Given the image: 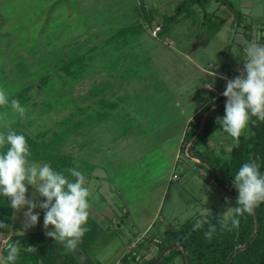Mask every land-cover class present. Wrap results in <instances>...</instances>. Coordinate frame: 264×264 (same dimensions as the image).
I'll list each match as a JSON object with an SVG mask.
<instances>
[{"label": "rangeland", "instance_id": "374dc122", "mask_svg": "<svg viewBox=\"0 0 264 264\" xmlns=\"http://www.w3.org/2000/svg\"><path fill=\"white\" fill-rule=\"evenodd\" d=\"M162 1L165 0H0V89L10 98L18 99L26 109L21 117L10 104L0 106V123L7 122L12 129H23L51 148L70 153L76 166L83 170L85 185L91 193L89 213L100 228L93 250L79 251L83 264H140L142 259L154 254L168 231L194 214L209 211L211 216L221 217L232 207L227 197H222L198 175L196 169L200 166L186 150L179 149V156L173 160L174 147L178 146L189 120L207 110L204 107L188 118L168 95H172L170 87H182L187 78L179 79L181 71L188 68L184 65L189 64L182 50L198 61L203 59L217 65L222 59L219 50L222 47L228 50L233 39L239 43L234 41L232 46L243 51L252 41L242 34L244 24L233 23V19L237 20L234 14L226 19L218 33L201 44L205 33L201 29L197 36L198 20L202 19V11L210 14L214 10L216 1L212 0L210 6L213 7L208 8L202 7L204 2H200L189 18H182L183 12L179 15L176 12L175 7L182 0ZM250 1V6L244 7L239 0H231L236 9L244 11L242 23L248 24L246 27L251 30L255 43L264 44V29L252 23L264 18V0ZM54 5L51 21L45 23L46 19L42 23L38 12L43 16L47 7ZM164 12H176L178 18L160 37H155ZM146 16L151 17V22L146 21ZM127 24L134 30L115 32ZM156 66L161 69L160 79L155 78L158 75L152 70ZM143 67L148 69L143 70ZM197 69L192 67V75ZM162 76L170 79L164 81ZM196 80L200 85L190 88L191 92L202 91L205 98L211 97L199 73ZM141 97H145L147 104L135 103L134 99ZM112 102H115L113 111L122 105L128 114L112 121L108 118L110 125L129 124L134 119L132 114L142 108L149 112L151 120L146 121L150 125L143 132L128 129L123 135H114L112 129L111 142L107 138L110 150L106 153L105 143L99 140L109 128L104 127L105 119L97 118L110 114L107 109L110 110ZM102 109L104 113L100 112ZM6 130L0 127V131ZM217 151L219 148L214 150ZM185 161L189 162V167ZM29 162L48 163L46 160ZM93 162L110 166L101 178L102 185L98 184V178H89L88 165ZM173 173L179 177H173ZM27 187L28 198L37 202L45 199L35 193L32 186ZM101 187L108 196L99 192ZM110 192L113 203L109 199ZM122 204L128 207V216ZM96 206L108 208L94 211L95 215L92 209ZM26 210L27 206L20 212L12 210L14 233L45 230L44 210L39 207L33 210L39 213L37 224L23 229V211ZM154 212L156 215L152 217ZM48 229L53 226L49 225ZM106 229L108 235H105ZM132 247L142 257L124 262L123 257ZM168 264H182L181 255L173 257Z\"/></svg>", "mask_w": 264, "mask_h": 264}, {"label": "clouds", "instance_id": "9594fccd", "mask_svg": "<svg viewBox=\"0 0 264 264\" xmlns=\"http://www.w3.org/2000/svg\"><path fill=\"white\" fill-rule=\"evenodd\" d=\"M221 78L226 80L222 95L227 99L225 114L222 119L217 117V123L238 147L239 138L249 122L254 125L256 121H264V44L250 43L245 49L240 75L233 79ZM206 87L213 90L212 83ZM9 104L15 113L24 117L26 109L19 100L10 98L0 89V106ZM0 127L7 129L0 131V195L9 199L11 208L16 212L27 206V210L23 211V229L37 224L39 213L34 209L39 207L44 210L45 235L62 243L66 250H74L89 230L85 225L89 217L91 193L85 186V176L77 168L57 171L47 162L30 163L28 157L31 153L25 136L13 130L7 122L0 123ZM223 159L229 161L230 156ZM65 172L74 180H70ZM28 185L45 199L37 202L34 198H28ZM233 185L238 193L236 206L229 207L226 214L222 213L220 217V227L226 230H231L229 222L232 228L238 227V217L251 214L256 206L264 202V173L260 171L259 157H249L247 162L241 164L234 175ZM209 216L211 212L202 211L192 224L193 231L204 229L207 225L203 233L207 241H211L216 231V226L207 219ZM49 225L53 226V230H47ZM6 227L7 224L0 221V228ZM4 243L5 247L0 249V253H3L0 254V264H16L21 250L20 242H13L9 238ZM24 249L35 251L32 246Z\"/></svg>", "mask_w": 264, "mask_h": 264}, {"label": "trees", "instance_id": "16d2710c", "mask_svg": "<svg viewBox=\"0 0 264 264\" xmlns=\"http://www.w3.org/2000/svg\"><path fill=\"white\" fill-rule=\"evenodd\" d=\"M195 2L200 3L202 0H182L175 7L176 12L179 15L185 10H187V12L192 11L190 6ZM226 4L229 5L227 0ZM47 9L49 11L47 10L46 13L43 12L45 13L43 16L40 12H38L42 17V23L45 22L46 19L47 21L45 23H49L51 21L50 16L55 13V5L50 7V9L47 7ZM176 12H164L161 15L162 21L158 23V34L162 35V33L168 29L171 22L178 18L176 16ZM206 14L207 13L203 14V20L201 22L202 27L205 26L204 23L206 21H210L208 18L210 15ZM235 14L237 18L241 19L239 12H236ZM43 18H45L44 21ZM145 19L146 21L151 22V17L146 16ZM138 21L141 23L140 20ZM222 21L223 18L209 25L210 30L207 32L208 37H211L216 32ZM133 23H136V21ZM243 24L244 26L248 25L245 22ZM259 27L264 29V23H261ZM131 28V24H127L120 27L115 32L119 34L127 33L131 30ZM226 99L227 98L224 96L212 97L209 99L204 109L207 111L212 107L213 109L205 118L202 128V119L205 116V113L198 112L197 115L189 120L181 140L180 150L184 152L191 138L199 129H201L198 137L192 144V152L203 156L216 170L222 172L233 181L234 175L242 163L247 162L249 157L253 159L259 157L260 171L264 173V121H256L254 125L249 122L247 131L242 132L239 138V146L236 147L233 139L226 132H224L221 125L217 123V117L222 119L225 114L224 106ZM110 104H112V106L110 105V110H107L111 113L113 109H115V102ZM100 112L104 113L105 111L102 109ZM104 118L101 116L97 119L101 120ZM252 119L254 120L255 117ZM13 130L25 136L31 153L28 160H46L50 166L57 171H63L68 168H77V170L83 172L80 167L76 166L73 156L70 153L57 151L51 148L47 144L37 140L36 137L32 136L23 129ZM216 130L227 134L229 139L233 141L229 148L221 147L219 155L214 152L212 147H207L206 149L202 147L203 144L208 145V137ZM225 156H230V160H224L223 157ZM194 162L205 170L206 174L211 177L212 182L227 192L232 206L235 207L238 195L236 188L229 184L224 177L211 172L205 163L196 160ZM89 168L91 169V167ZM65 175L68 176L70 180H74V178L67 172H65ZM12 210L13 209L10 206L9 199L0 195V221L7 224L6 228H0V233L2 234H7L10 230ZM255 214L253 211L251 214L245 213L244 215L238 217V227L232 228L231 223H229V228H231V230L222 229L220 227L219 216L214 215L208 217L207 219H209V222L216 226V231L213 234L211 241L205 240L203 235L204 230L207 229V225L204 226V229L198 231L192 230V224L196 218H199V214L195 215L186 222L181 223L179 227H175L171 231H168L158 243L154 254L148 259H142L140 264H150V262L162 251L165 246L173 242H179L186 247L188 261L186 260L181 247H173L166 251L156 264H168L169 260L177 255H181L182 264H221L236 246L243 244L246 239L253 234L256 220L258 222V226L249 243L245 247L236 251L226 264H264V202L255 207ZM85 226L89 230L84 234L81 242L76 246V248L71 251L66 250L62 243L54 241L51 237H47L45 235L46 230H34L10 235L11 241H19L21 245V250L16 264H83L78 257L79 251L83 249L87 252L89 250H93L94 243L98 240L100 234L99 223L90 213ZM48 230L50 231L53 229ZM108 232L109 230L106 229L105 235H108ZM113 234L114 233H110V235ZM28 246L34 247L35 251H26L24 248ZM140 257H142V255L132 247L126 252L123 257V261L129 262L131 260H139Z\"/></svg>", "mask_w": 264, "mask_h": 264}, {"label": "crops", "instance_id": "0c3cea01", "mask_svg": "<svg viewBox=\"0 0 264 264\" xmlns=\"http://www.w3.org/2000/svg\"><path fill=\"white\" fill-rule=\"evenodd\" d=\"M175 1L176 0H165V1H162V2H166V3L167 2H169V3L170 2H173V3H175ZM211 1L212 0H202V2H204V5L201 4L202 7H206V8L213 7V5L210 6L211 5ZM215 1H216V4L217 5L214 6L213 9L214 10L216 9V11L213 12L214 11L213 10V11L210 12V14L208 12H206V13H208L210 15V17H208L210 19V21H206L204 23L205 26H203V27L201 26L202 25L201 22L203 20V14H204L203 11H202V15H200V16H202V19L201 20H198L199 21V28L197 29L198 30L197 36H199V34L201 32V29L205 33V37L203 38L202 41L199 42L201 44H203L204 42L206 43L216 33H218L220 31L221 27L224 25V22L226 21V19L228 17H230V15L231 16L234 15L236 12H239V14L241 16V19L237 18L236 14H235V17L237 18V20L234 21V19H233V23L235 22L234 24H236L237 26H239V24L243 25L242 22H243V17L245 15V13L241 9H238V8L236 9L235 3L231 2V0H227V1H229V5H227L226 4V0H221V1L215 0ZM239 1H240V6H244V7H249L250 6V2H251L250 0H239ZM195 6L198 7V6H200V4L199 3H196V2L193 3L190 6L192 8V11H190V12H187V10L183 11L182 18L183 17L189 18L190 16H193L194 14H192L191 12H193V10L196 9ZM207 11H209V10H207ZM208 14H206V15H208ZM221 18H223V21L221 22V25L219 26V28L216 30V32L211 37H208V33L207 32L210 30L209 29L210 28L209 25H211L214 22H217ZM205 19H207V18H205ZM252 23H255V24L260 25L261 23H264V18L263 19H259V20L258 19L257 20H254ZM251 28H253V27L251 26ZM245 29H247L246 26L241 29L242 30V34L244 35V38H247L250 42L252 41V43H255V38L254 37L252 38L253 35H252L251 30H249V29L245 30ZM155 34H156L155 37H160L161 36L157 32ZM232 41L233 42L235 41V43H237V44L239 43L237 40H234V39ZM233 42L230 43L231 46L229 47L228 50H226L225 47H222L219 50V52L222 54V59L219 62V64H217V65L213 64L210 61H206V60H203V59H201V60L198 61L189 52H186V50H182V53L184 54V56H187L188 57L189 64L188 65H184V66H188V68L181 71L182 72V75L181 76L179 75V79L182 80V79H185L186 77L187 78L185 79V83L182 84V87H175V86L174 87H170V88H172L171 89L172 91L170 92V94H172V95H168V97L171 96V98H168V99H171L174 102H176L179 105V111L182 114H184V115L185 114H188L189 115L188 118L191 117V116H193V115H195V113H197L198 111L202 110L205 107V105L208 103L209 99L212 98V96L209 97V98L208 97L205 98V94H202L201 93L202 91L201 92L196 91L195 93H192L191 92V89L197 88L200 85V84H198V81L199 80L198 81L196 80L197 79V74L199 73V76H201V80H200L201 82H205L207 80H211L212 81V80H216V76H214L213 74H211L210 71H225V70L230 69V68H235V67L239 66L242 63V61H243V59L245 57V51H243L241 49L238 50L236 47H233L232 46V43ZM243 47H244V44H242V48ZM193 66L195 68H198L197 69L198 71L195 72V70H193V75H192L191 72H192V67ZM145 69L146 68L143 67V70H145ZM152 70H154L157 73V75H158L155 78L156 79L157 78L160 79L161 78L160 77L161 75L159 74V72H161L160 67L159 66L158 67L156 66ZM188 76L190 77L189 79H188ZM169 79L170 78H168L166 76H162V80H164V81L165 80L168 81ZM175 80H177V76H176V79ZM141 98L142 99H138V100H137V98H135L134 99L135 100V103H137V104H147V101H146L145 97H141ZM135 103H133V104H135ZM121 106L119 108H117L115 111H112L110 114H108L104 118L105 121H106L104 127L105 128L107 127L106 130L109 128V130H108V132H105L103 134L104 135L103 136L104 138L102 140H99V141H103L105 143V146L103 147V149L104 148L105 149L107 148L106 153H108V150H110V143L109 142H111V139H112V136H110V135H113L112 134L113 132L111 131L112 129L115 130L114 135H123L124 133H127L125 131H128V129L129 130H132V129H135L136 130L137 129L140 132H143L150 125L146 121L151 120L150 119L151 117H148L149 116V112L145 111L144 108H142V111H139L137 113L134 112V114H132L134 116V119L129 124H125V123L124 124H122V123H120V124L117 123L116 124V123H113V125H110L109 123H110V121H112V118H115V117H118V116H123V115L128 114L127 108L125 106L121 108ZM108 118H111V120L110 121H107ZM188 118H186V119H188ZM185 123H186V120L183 122V125H185ZM90 126H93V124H91ZM133 127H135V128H133ZM131 132H133V131H131ZM142 136H144V135H142ZM182 137H183V135L180 136V138H179L178 146L177 147H174V149H176V150H175L174 155H173V160H176V157L178 155V150L180 149V144H181ZM107 138L110 140L109 142H108V139ZM207 144L208 145H206V144L204 145L203 144L202 147L205 148V149L207 147H212L213 150H215L216 148H219V151H220V148L221 147L229 148L232 143L230 142V139H229V137H228L227 134L222 133L221 131L216 130V131L212 132L210 134V136L208 137ZM103 149H102V154H103ZM106 157H107V155L105 156V158ZM131 157H133V155H131ZM188 163L189 162L185 161V165L187 167H189V164ZM88 167H91V169L89 171L90 172L89 178H91L92 176L94 177V178L92 177L93 179H95V178L97 179L98 178L99 179L98 180V184L99 185L100 184L102 185L101 178L105 175V173H104L105 169L106 168H109L110 166L107 165V167H103L99 163L93 162L92 164L90 163ZM201 168L202 167H200L199 170L196 169L198 175L200 177H202L204 180H206L212 186V188H214L215 190H217L218 193L220 195H222V197H227V200L229 199V201H230V198H229V195L227 194V192L223 188L218 187L217 185H215L214 182L212 183V180L211 181L208 180L207 177L202 174V171H201L202 169ZM93 170H94V173H93ZM92 173L94 175H91ZM177 175L179 177V174H177ZM170 177H171V175L169 176V179L171 180L173 177H171V178ZM102 188L103 187H101V189L99 190V192L102 191L103 193H105L106 190H103ZM110 191H112V193H114V189H111ZM112 193H111L110 198H109L111 200V203L115 202V200L112 197ZM102 197H103V195H102ZM89 199H90V197H89ZM230 203H231V201H230ZM231 205H232V203H231ZM121 207H123V209L125 210L124 212H125L126 216H128V214H129L128 207L125 204H122ZM106 208H108V206ZM106 208L105 207L104 208H101V207L99 208V207L96 206V209H92V213H95V215H96V212L103 211ZM94 211H96V212H94ZM152 215H153L152 217H155L156 212H154ZM195 215H198V213L194 214L192 217H194ZM11 222H12V218H11ZM12 234H15V233H14L13 228H12V225L10 223V230H9V232L7 234L0 233V249H3L5 247V243L4 242L6 240H8L9 237H10V235H12ZM0 254H3V253H0Z\"/></svg>", "mask_w": 264, "mask_h": 264}, {"label": "water", "instance_id": "95a60500", "mask_svg": "<svg viewBox=\"0 0 264 264\" xmlns=\"http://www.w3.org/2000/svg\"><path fill=\"white\" fill-rule=\"evenodd\" d=\"M212 109H213V107L210 108V109L205 113V116H204L203 119H202V125H201V128H202L203 125H204L205 118L207 117V115L209 114V112L212 111ZM200 131H201V129H199V130L195 133V135L191 138V140L189 141V143H188V145H187V147H186V154H187L190 158H192V159H195V160H197V161H200V162H202V163H205V164L207 165V167L210 169L211 172H213V173H215V174H217V175H219V176L224 177L225 180H226L229 184L233 185V181H232L229 177L225 176L222 172L216 170L212 165L209 164V162H208L203 156H200V155L195 154V153L192 152V144L194 143L195 139L198 137ZM233 186H234V185H233ZM253 211H254V214H255V208H254ZM255 216H256V214H255ZM257 226H258V222H257V220H256V222H255V230H254L253 234L256 232ZM253 234H252L251 236H249L243 244L236 246V247L234 248V250H232V251L227 255V257L225 258V260H224L221 264H226V263L232 258L233 254H234L236 251H238V250H239L240 248H242V247H245V246L249 243V241L251 240ZM173 247H181V248L183 249V252H184V256H185V258H186V260L188 261V256H187V252H186V247H185L184 245H182L181 243H179V242H173V243H170V244H168L167 246H165V247L162 249V251H161V252H160V253H159V254H158V255H157V256H156L151 262H150V264H156V263L160 260V258L163 256V254H164L166 251H168L169 249L173 248Z\"/></svg>", "mask_w": 264, "mask_h": 264}, {"label": "built area", "instance_id": "2783aa9c", "mask_svg": "<svg viewBox=\"0 0 264 264\" xmlns=\"http://www.w3.org/2000/svg\"><path fill=\"white\" fill-rule=\"evenodd\" d=\"M244 66V59L242 63L235 67V68H230L225 71H210L211 74L216 76V80H207L203 82V87L209 91V93L212 95V97H219L223 96L222 92L226 88V80L221 77H227V79H233L234 77L240 75V70L243 69ZM212 83L213 84V90H209L206 85ZM179 156V155H178ZM173 177H177L178 175L176 173H173Z\"/></svg>", "mask_w": 264, "mask_h": 264}]
</instances>
